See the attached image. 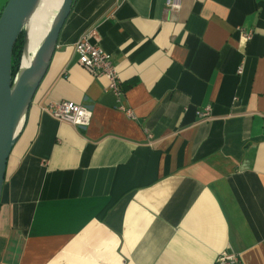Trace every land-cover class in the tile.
<instances>
[{"label":"crops","instance_id":"0c3cea01","mask_svg":"<svg viewBox=\"0 0 264 264\" xmlns=\"http://www.w3.org/2000/svg\"><path fill=\"white\" fill-rule=\"evenodd\" d=\"M90 31L120 103L74 54ZM62 101L89 107V126L43 112ZM224 253L264 264V0H73L7 161L0 264Z\"/></svg>","mask_w":264,"mask_h":264},{"label":"water","instance_id":"95a60500","mask_svg":"<svg viewBox=\"0 0 264 264\" xmlns=\"http://www.w3.org/2000/svg\"><path fill=\"white\" fill-rule=\"evenodd\" d=\"M37 1L8 0L0 13V204L9 155L21 133L34 94L47 71L58 35L73 2L62 0L53 25L41 41L30 65L12 78L13 48L21 35L24 45L25 21L31 15ZM21 118L22 124L17 132Z\"/></svg>","mask_w":264,"mask_h":264},{"label":"built area","instance_id":"2783aa9c","mask_svg":"<svg viewBox=\"0 0 264 264\" xmlns=\"http://www.w3.org/2000/svg\"><path fill=\"white\" fill-rule=\"evenodd\" d=\"M167 7L171 11L179 8V0H167ZM239 30V29H238ZM240 31V30H239ZM245 40H250L252 33L250 31H241ZM95 32L90 31L82 35L73 46L74 54L78 63L92 76L103 77L107 81V90L117 99L121 96V81L117 70L112 62L111 56L104 52L93 39ZM241 70H238L240 73ZM118 109L127 117L132 118L131 110L123 105H119ZM43 112L58 122L68 124L72 127L84 130L90 124L92 111L89 107L76 105L70 102L49 103L43 108ZM199 118H207L209 115V107L199 112ZM235 255L221 254L217 257L215 264H236Z\"/></svg>","mask_w":264,"mask_h":264},{"label":"bare ground","instance_id":"6f19581e","mask_svg":"<svg viewBox=\"0 0 264 264\" xmlns=\"http://www.w3.org/2000/svg\"><path fill=\"white\" fill-rule=\"evenodd\" d=\"M62 0H38L31 15L25 21L24 47L21 51L18 75L22 69L28 67L34 57L41 41L49 31L60 10ZM23 54V56H22ZM22 118L18 123V132Z\"/></svg>","mask_w":264,"mask_h":264},{"label":"trees","instance_id":"16d2710c","mask_svg":"<svg viewBox=\"0 0 264 264\" xmlns=\"http://www.w3.org/2000/svg\"><path fill=\"white\" fill-rule=\"evenodd\" d=\"M22 46H23V35H21L13 48L12 52V59H11V74L12 78L16 75L18 69H19V63H20V56H21V51H22ZM23 56V54H22Z\"/></svg>","mask_w":264,"mask_h":264},{"label":"rangeland","instance_id":"374dc122","mask_svg":"<svg viewBox=\"0 0 264 264\" xmlns=\"http://www.w3.org/2000/svg\"><path fill=\"white\" fill-rule=\"evenodd\" d=\"M21 57V56H20Z\"/></svg>","mask_w":264,"mask_h":264}]
</instances>
